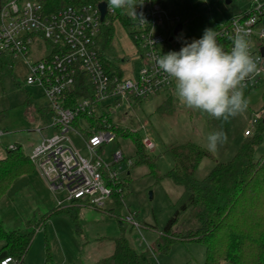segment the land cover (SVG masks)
Returning <instances> with one entry per match:
<instances>
[{
	"label": "rangeland",
	"instance_id": "374dc122",
	"mask_svg": "<svg viewBox=\"0 0 264 264\" xmlns=\"http://www.w3.org/2000/svg\"><path fill=\"white\" fill-rule=\"evenodd\" d=\"M226 1L163 2L161 7L165 12L166 36H173L178 24H183L184 28L179 37L160 47L161 53L179 51L184 43L201 38L206 28L218 31L216 24H222L257 6L252 0H232L230 5H226ZM259 3L264 4V0H259ZM262 27L264 28V18ZM130 31L129 28L115 24L113 47L107 51L110 62L120 66L129 78L134 77L142 66ZM36 58L33 48L31 60ZM27 74V66L19 60L13 61L12 68L7 66L0 69V131L5 133L0 138V150L6 152L18 145L25 155L31 157L44 139L53 137L54 130L49 128L52 125L51 114L43 116L35 106L30 108L27 104V99L31 96L33 99H30L38 108L46 105L39 89L26 86ZM245 97L249 101L247 110L227 121L186 108L179 102L176 94L170 109L166 107L164 112H157L166 100L165 93L141 103L125 104L121 109L110 112L114 125L137 131L141 137L148 135L154 140L156 148L149 155L156 159V172L153 173L146 165L129 169L127 161L114 162V156L120 151L124 158L134 154L131 138L118 136L114 142L104 145L100 151L102 159L117 174V178L126 183L120 216L112 215L117 208L113 199L106 201L102 211L80 204L61 209L65 211L52 217L36 232L24 264H45L46 240L49 255L55 264H102L103 260L114 253V240L122 235L138 251L150 250L177 213L178 219L170 231V237L176 235L179 238L197 229L199 224L192 209L182 210L188 199L186 189L165 177L173 167L166 147L191 142L207 150L208 134L222 128L227 133V143L216 152H210L213 158H205L196 171L197 179L205 178L216 161H229L239 152L246 141L244 133L250 129L255 115H259L260 121L264 123V83ZM38 129H43L41 134L37 132ZM70 136L76 141L81 154L89 157L85 143L75 134ZM261 138L262 142L254 149L255 159L264 154V129ZM112 190L114 195L115 188ZM64 195H53L37 174L26 177L12 186L8 197L1 199L0 220L4 222L6 230H19L26 234L32 229L29 220L33 213L45 214L56 207V198L63 199ZM134 223L139 224L140 228H136ZM205 255L204 244L176 240L167 253L158 252L150 260L153 264H203Z\"/></svg>",
	"mask_w": 264,
	"mask_h": 264
},
{
	"label": "built area",
	"instance_id": "2783aa9c",
	"mask_svg": "<svg viewBox=\"0 0 264 264\" xmlns=\"http://www.w3.org/2000/svg\"><path fill=\"white\" fill-rule=\"evenodd\" d=\"M165 1L137 0L142 3L136 7L137 17L121 9L109 11L108 0L70 6L50 14L35 0L21 3L13 0L2 8L0 57H12L27 66L26 86L41 91L52 115L49 128L54 130V135L43 140L30 160L53 195L65 194L63 199L56 198L57 208L80 204L104 209L113 195L108 183L118 180L100 155L103 146L117 138L110 129V112L133 103L132 100L147 101L158 94L174 91V83L165 79L153 59L163 55L161 46L172 42L165 34V12L161 7ZM252 2L257 6L216 27L218 43L226 51L231 49L232 37L238 30L247 31L249 50L255 59L262 57L264 47V4L259 0ZM101 3L107 6L103 20ZM112 23L131 30L129 34L142 63L134 77H127L120 66L110 62L104 50V34ZM33 48L37 55L35 60H31ZM258 66L262 71L246 81L245 95L264 83V59ZM101 117H104L101 123L93 127L85 123V118ZM260 119L259 115L253 117L250 129L244 133L246 138L252 137ZM78 122L89 131L88 136L76 127ZM4 134L0 131V137ZM71 134L85 143L89 157L81 154ZM142 145L149 153L156 148L148 135L142 137ZM123 158L120 151L114 156V162H121ZM134 225L140 228L139 224ZM0 264L17 263L13 257H6Z\"/></svg>",
	"mask_w": 264,
	"mask_h": 264
},
{
	"label": "trees",
	"instance_id": "16d2710c",
	"mask_svg": "<svg viewBox=\"0 0 264 264\" xmlns=\"http://www.w3.org/2000/svg\"><path fill=\"white\" fill-rule=\"evenodd\" d=\"M10 1L13 0H0V13ZM15 1L21 3L27 0ZM35 1L43 6L45 13L50 14L70 6L98 4L102 0ZM114 34L115 24L112 23L104 34L106 53L113 47ZM13 61L12 57H0V69L11 67ZM174 99L175 91L168 93L157 112H164L166 107L170 109ZM132 102L143 101L132 100ZM27 104L30 108L35 106L43 115L49 112L48 107L38 108L30 97L27 99ZM103 118L96 120L85 118V123L93 127L101 123ZM108 121L116 137L132 140L134 154L122 160L127 161L129 169L146 165L155 173L156 159L143 147L139 133L113 125L111 119ZM76 127H79L86 136L89 135V131L83 128L80 122L76 123ZM263 129L264 123L259 121L255 134L246 138L239 152L229 161H216L212 170L203 179H197L195 174L205 158H213L209 151L191 142L167 146L166 151L173 161V167L165 177L186 189L188 199L182 206V210L192 209L199 227L185 236L170 237V231L178 219L177 213L165 228L164 234L157 238L150 250L138 251L122 235L114 240V253L103 260L102 264H153L151 257L158 252L167 253L176 240L204 244L206 255L203 264H264V154L257 159L254 157V149L262 142ZM34 172V164L24 154L21 146L14 145L7 150L6 157L0 160V199L9 194L12 186L20 178L30 176ZM104 176L108 178L106 174ZM108 184L112 189L115 188L112 199L117 208L112 215L119 217L126 183L118 179ZM64 211L56 206L45 214L33 213L29 220L32 229L26 234H22L19 230H6L3 222L0 221V261L6 257H13L17 264H24L25 256L36 232L52 217ZM69 212L72 213L70 210ZM46 250L45 264H55L49 255L47 240Z\"/></svg>",
	"mask_w": 264,
	"mask_h": 264
},
{
	"label": "clouds",
	"instance_id": "9594fccd",
	"mask_svg": "<svg viewBox=\"0 0 264 264\" xmlns=\"http://www.w3.org/2000/svg\"><path fill=\"white\" fill-rule=\"evenodd\" d=\"M137 5L142 3L108 0L109 11L121 9L133 17H137ZM218 35L215 29L206 28L201 38L184 43L179 51H169L153 59L165 79L174 83L176 97L182 105L227 121L247 110L246 81L260 75L262 69L258 64L264 58L254 59L251 55L247 31L236 32L228 51L218 43ZM227 141L222 128L211 132L207 136V151L214 153Z\"/></svg>",
	"mask_w": 264,
	"mask_h": 264
},
{
	"label": "water",
	"instance_id": "95a60500",
	"mask_svg": "<svg viewBox=\"0 0 264 264\" xmlns=\"http://www.w3.org/2000/svg\"><path fill=\"white\" fill-rule=\"evenodd\" d=\"M232 3V0H227L226 1V5H230ZM99 9H100V12H101V20H103L105 18V15H106V11H107V6L105 3H101L99 5ZM183 24H178L176 26V28L174 29V33H173V37L170 38V41H173L175 37H179L180 34L182 33L183 31ZM261 55L262 57H264V47L261 49Z\"/></svg>",
	"mask_w": 264,
	"mask_h": 264
},
{
	"label": "crops",
	"instance_id": "0c3cea01",
	"mask_svg": "<svg viewBox=\"0 0 264 264\" xmlns=\"http://www.w3.org/2000/svg\"><path fill=\"white\" fill-rule=\"evenodd\" d=\"M168 94H166V96H167ZM29 97H31V96H29ZM31 99H33L32 97H31ZM148 101V100H147ZM44 107H46V105H44ZM48 114H51L50 112H48L47 114H42L43 116H47ZM38 130H41V131H43V129H38ZM38 130H37V132H38ZM53 130V129H52ZM4 136V135H3ZM1 138V137H0ZM246 138V137H245ZM102 151V150H101ZM7 152V151H6ZM6 152L5 151H1L0 150V160L1 159H3V158H5L6 157ZM29 157V156H28ZM30 158V157H29ZM35 167V166H34ZM35 174H37L38 176H39V178H40V180L43 182V184L45 185V187H47V185H46V183H45V181H44V179L40 176V174L38 173V171H37V169H36V167H35V172H34V174H32V175H30V176H24V177H22V178H20L19 180H22V179H24V178H26V177H32L33 175H35ZM18 180V181H19ZM48 188V187H47ZM49 190V189H48ZM50 191V190H49ZM10 193V192H9ZM9 195V194H8ZM8 195H6V196H4V197H8ZM3 197V198H4ZM0 202H1V199H0ZM70 207V206H69ZM53 208H55V207H53ZM52 208V209H53ZM105 209V208H104ZM50 211V210H49ZM0 221H2V220H0ZM3 222V221H2ZM4 223V222H3Z\"/></svg>",
	"mask_w": 264,
	"mask_h": 264
},
{
	"label": "flooded vegetation",
	"instance_id": "af4514ba",
	"mask_svg": "<svg viewBox=\"0 0 264 264\" xmlns=\"http://www.w3.org/2000/svg\"><path fill=\"white\" fill-rule=\"evenodd\" d=\"M184 26V25H183ZM184 28V27H183ZM172 37V36H171Z\"/></svg>",
	"mask_w": 264,
	"mask_h": 264
}]
</instances>
